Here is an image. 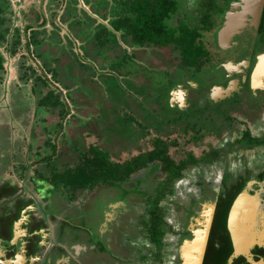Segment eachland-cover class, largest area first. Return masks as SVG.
<instances>
[{
  "label": "flooded vegetation",
  "instance_id": "1",
  "mask_svg": "<svg viewBox=\"0 0 264 264\" xmlns=\"http://www.w3.org/2000/svg\"><path fill=\"white\" fill-rule=\"evenodd\" d=\"M222 1L219 4L213 0H182L181 18L187 17L190 11L197 22L185 20L197 28L187 53L173 44L128 47L139 63L148 60L142 49L173 47L175 68L161 77L162 84L147 88L160 89L159 101L150 102L147 97L150 91L134 94L129 90L137 99L130 100L133 104L130 110L133 114L137 111L134 104L148 101L152 107L149 112L156 113L153 117L162 112V121L164 105H171L178 108L180 123L167 134L165 120L161 126L147 121L139 129L141 134L130 138L114 132L108 139L98 130L99 136L106 138L102 142L106 150L118 157L129 153L124 159L112 156L116 162L143 159V165L126 181L114 186H95L88 198L84 197L87 190L66 188L65 170L78 163L75 158L78 156L73 153L78 154L76 147L82 146L77 140H74L76 147L70 145L73 152L68 153L73 155L68 162L62 157H42L39 154L46 153L42 151L33 160L10 156L11 163H6L10 168L4 169L7 177H2L4 171L0 173V264H181L184 261L182 242L178 243L177 238L180 240L184 234L194 238L184 254L189 261L201 256L196 244L206 239L201 264H264V0ZM176 20L179 22L180 18ZM148 72L145 87L156 80L149 78L153 73ZM199 74L206 77L204 84L198 79ZM137 81L143 89L144 79L142 84ZM29 111L27 108L22 112L17 107L11 113L2 112L0 132L6 129L11 136L13 126L18 125L14 138L20 133V140L25 143L29 128L24 130L21 122L36 115ZM137 115L143 117V114ZM98 116L99 110L95 118ZM77 120L81 123L82 119L77 115ZM133 124L137 127L136 122ZM83 126L89 128V133L96 132L90 122H84ZM181 135L187 149L176 158L171 149L181 145ZM206 139L211 141L197 153L196 147ZM35 140L37 144V136ZM67 140L63 139L64 144ZM39 145L42 148L43 144ZM165 146L169 164L160 156L153 157L155 153L163 155ZM182 165L178 173L176 168ZM19 168L24 184L12 176ZM183 185L185 190L199 186L196 189L203 191L202 194L211 190L216 194L210 220L206 219L207 223L199 227L201 236H196V230L191 227L199 206L198 198L192 197L197 191L191 190L187 195L186 191H179ZM55 186L63 189L65 197L69 195L71 203L82 197L91 200L107 188L102 191L105 202L99 210L95 203L79 202L77 208L70 205L76 210L75 216H63L66 205L53 203L54 197L59 196L47 199L46 205L39 198L44 197V190ZM157 195H166L159 206L163 214L159 223L162 244L151 238L149 227L153 224L149 199ZM239 196L243 204L234 210L233 216L232 206ZM135 198H141L140 209L131 203L136 202ZM36 208L39 218L35 216ZM241 239L248 248L242 249Z\"/></svg>",
  "mask_w": 264,
  "mask_h": 264
},
{
  "label": "rangeland",
  "instance_id": "2",
  "mask_svg": "<svg viewBox=\"0 0 264 264\" xmlns=\"http://www.w3.org/2000/svg\"><path fill=\"white\" fill-rule=\"evenodd\" d=\"M0 1L3 2V0ZM213 1H216V3L219 4H222L223 2L222 0ZM10 2L11 4L6 12V17L9 16V18H11L13 21L11 22V30L7 33L13 36L15 35L16 30L20 27V29L24 31V38L22 42V50L19 51L15 56H13L8 51V49L0 42V53L5 58L4 63L7 66L9 73L7 77L8 81L6 80V78L4 79L1 77V75H3V71H1L2 63H0V116L3 115L5 112H13L14 108L17 107L22 112L26 111L27 108H29L30 114L33 115L34 113L36 115L29 118L27 117V119H24L21 122L22 126H25L24 130L27 131L28 129L26 128H29V131L27 132V141L25 143L20 140V133L16 138H14V132L19 131L18 125L13 126V129L11 130V132L13 133L11 136H8V131L6 129L0 132V173L4 171V169L10 168V166L6 164L7 162L11 163V160H9L10 156H13V158L20 156L21 158H25L27 160H33L36 154L41 153V151L45 152V147L47 145L48 140L54 142L58 147L57 153L54 156L55 159L62 157L63 160L67 162L70 160V157L73 154L77 155L75 152L72 155L68 153L69 150L73 152L71 150V146H77L74 140L79 141L82 146L84 144L88 146L93 143L102 146L103 139H106V136H108V139H110V134L117 132L115 126L107 127L105 126L102 120H105V122H113V120H111L110 118L112 114L121 116L118 112H114L116 111V108L121 113L125 114L127 94L131 97V99L134 98L133 100L136 101L137 99L135 98L134 94H141L146 93V91H151V89L148 90L147 88L152 85L154 87L158 86L157 83L162 84L161 77L164 75H168V73L175 68L174 63L176 62V59H174L173 47H166V49L164 50L156 47L142 49L144 50V53H146V57L148 60L143 59L140 63L139 59L137 58H134V60H132L127 57L126 59V56L121 54L122 49H113L114 51H112V49L109 50V48H107L105 44H100L98 46L99 50L95 52L96 55H91L87 51V49H84V41H81V39L79 40L77 36L74 37L73 33H71L70 31L69 26L71 23L74 22L73 17H70L68 21H65V19L61 20L60 14L54 16L55 12L53 13V10L49 9V5L53 4L52 2H54V0H10ZM77 2H79L77 3V5L83 9H78L79 13H76V15H79L77 21H79V19L84 21L91 20L90 18L92 17H90V13L87 12L88 7L89 9H92L94 13H97L99 16L105 15V12H103L104 10H102L104 2L102 3L101 0H94L91 3H89L88 0H79ZM14 9L15 13L13 15L12 11ZM41 12L42 16L39 20L37 18L38 14H40ZM187 13L189 14V18L187 19L197 24L196 20L192 18V14H190V11H187ZM43 20H47L46 24L44 26L39 25L41 24L40 22ZM53 20H56L57 22H53ZM77 21L73 23V26ZM27 24H33L41 30L45 28L47 38L36 45L32 44L30 46H27L26 42L29 39L28 36H31L32 34L31 31L24 30ZM89 24L84 23L85 28H88ZM93 26L94 25L92 24L91 27L94 28ZM3 32L6 31L3 30ZM54 35H60V38L64 40V44H66L67 47H65L64 45L55 46L51 38ZM68 39L70 41L72 40V47L71 44H68ZM86 45H89L90 51H95L97 48H93L89 43ZM112 45L114 47H117L115 46L114 41L112 42ZM110 51H112V54H110ZM128 51L130 52V54H133V50H129L128 48ZM41 52H45V54L40 57L39 53ZM154 53L157 55H154ZM106 55L107 58L104 59ZM24 56H26V58ZM131 57L133 58V56ZM138 57L140 56L138 55ZM56 59L59 61H57ZM101 59L103 61H108L103 62L101 61ZM21 65L32 66V68H34V76L29 84L23 82L22 80H19L18 75L22 70ZM129 70L136 71L135 74H133V78L135 79V81L127 76ZM148 71L153 73V76L150 74L148 77H155L156 80L153 79V83H150L145 87V81L147 78ZM143 73H145V75ZM9 75L13 77L14 80L16 79L13 85L12 82H9ZM143 79L144 88L142 89L141 86L138 85L137 80H140L142 84ZM198 79L202 84H204L206 77H202V75L199 74ZM30 88H32L31 91ZM129 90L134 94H130ZM94 93H96L97 95L94 96ZM45 95L46 97H44ZM43 97L45 105L48 102L51 103L50 99L54 97L63 99L64 103H67L69 105L68 108L71 109V111L69 112V116L67 115L68 110L65 118L61 119L57 108L48 113L44 110V106L41 107L40 105V107L38 108L39 104H41L42 102ZM103 103L105 104V106L103 105ZM1 104H3V106H6L2 107ZM10 108L11 111H7V109ZM31 109L35 111L33 112ZM98 110L99 116L98 118H95L97 117ZM148 112L147 116L151 115V119H148L149 124L154 125L155 123L160 126L164 125V120L161 121L160 118L161 114H163L162 112H160L159 115L157 114V119L152 118L156 113L149 112V114ZM168 114H172V112L168 111ZM77 115L80 119H82L80 121L81 123L78 122ZM75 116L76 118H74ZM60 120L63 122V127L59 126ZM84 122H90L92 128L96 132L89 133V128H85V126H83ZM98 130H101V133L106 132V134L104 135L105 137L103 136V139L99 136V133H97ZM36 136L38 140L37 144L35 143ZM63 139H68L65 144ZM79 139H81L82 141H80ZM216 140L217 139H214V141ZM207 141L211 140L206 139V141L201 142L196 147L197 153L200 154L205 149V147L207 146ZM180 142H182L181 145H179L177 148L173 147L171 149V152L173 153V155H175L176 158L182 156L184 150L187 149L185 147V139L182 135L180 137ZM38 143L43 144V147L40 148V145ZM104 144L107 145L108 143L104 140ZM20 146L22 147L20 148ZM39 155L48 158L47 156H45L48 155L46 153H41ZM112 156L114 159L120 157H118V155H115L113 152ZM129 156V153L124 152L119 159H124ZM59 163H62V159L59 161ZM20 170L21 168L14 171L12 176H14L15 179L17 178L21 181L20 175L22 172ZM3 174H5V176ZM3 174H1L3 178L7 177L6 170ZM15 179L14 184L16 188L17 186L19 188V183L16 182ZM215 182L218 184V179ZM20 184H24L23 181H21ZM184 187L185 186L183 185L179 191H186L185 194L188 195L191 190L195 191V189L199 186H195L191 188V190L188 188L187 190H185ZM104 190H107V188H104ZM209 190L211 189L209 188ZM102 191L100 190L97 194L92 196L91 200L89 198L86 201L85 198L82 197V199H80L78 202L71 203L70 199L68 198L69 195L65 197L63 189L59 190L58 187L55 186L52 189L44 190V197L39 198L43 202V205H46L47 199L51 200L53 196H59V200H57L58 198L56 199V197H54L53 203L58 205L60 203H64V205H66V213L63 216L69 217L74 215V212L76 211L74 208L70 207V205H73L77 208L79 207V202L84 203L86 201L87 204V202L90 201L92 205L93 203H95L97 206V210H99L100 206L102 207L103 203L105 202L104 192ZM196 191V195H192V197L194 199L196 197L198 198L197 204L199 206L197 208L198 210L196 215L193 216L191 227L196 230V236H201L203 235V232H201L202 228L199 227L204 226V224H206L207 221L210 220L209 213L212 212L213 205L215 206V201L217 197L212 190L211 193L206 194H202L203 191L197 189ZM91 195L92 192H86L85 196L83 194V196L86 198L90 197ZM180 198H182V196ZM60 199L63 200L60 201ZM140 200L141 198H135L136 202H134L133 200L131 201V203L133 205H139L138 207L140 209ZM169 202L170 201H168L167 203ZM69 207L70 213L67 211ZM81 210L84 209L80 208V211ZM85 211L86 213H89L86 207ZM97 214H99L98 211ZM35 216L39 218V212L37 211V208ZM194 217L196 218L195 220ZM184 235L185 237L182 236L180 240H178V238L176 237L178 243L182 242L181 246L184 261H182L181 264H186V262L189 263V260H187L186 255L184 254L189 249L188 245L191 244V240L194 239H192L191 234ZM185 260L187 261L185 262Z\"/></svg>",
  "mask_w": 264,
  "mask_h": 264
},
{
  "label": "trees",
  "instance_id": "3",
  "mask_svg": "<svg viewBox=\"0 0 264 264\" xmlns=\"http://www.w3.org/2000/svg\"><path fill=\"white\" fill-rule=\"evenodd\" d=\"M77 1L79 0H54V2H52L53 4L49 5V9L53 10V13L55 12L54 16L60 14L61 20L65 19V21H68L70 17H73L75 22L77 21V18L79 16L76 15V13H79L78 9L83 10L77 5V3H79ZM88 1L89 3H91L94 0ZM101 2H104V6L102 9L104 10L103 12H105L104 16H99L97 13H94L92 9L91 10L94 14L103 19L109 18V25L103 23L97 24V18L92 17L89 21L79 19V21H77L74 26V22L69 26L71 33H73V36H77L79 40L81 39V41H84V49H87V51L91 55H96L95 52L99 50L98 46L100 44H105L106 47L109 48V50L112 49V51H114L113 49H122L121 54L125 55L126 59L128 57L132 60H134L135 58V56L133 55L134 53L130 54V52L128 51V47H131L132 45L158 46L173 44L176 48H180L184 53H187L191 50L192 38H194V31L197 28L190 26V24L185 21L187 20V18H189L188 16L181 18V16L179 15V13L181 12V7H183L182 0H101ZM10 4V0H3V2L0 1V42L8 49V51L13 56H15L19 51L22 50L24 31H22V29H20L19 27V29L16 30L15 35L12 36L7 33L11 30V22L13 21L11 18H9V16L6 17V12L10 7ZM14 13L15 9L12 11L13 15ZM41 16L42 12L38 14L37 19L40 20ZM177 17L180 18L179 22H177L176 20ZM46 21L47 20L41 21V24L39 25L44 26L46 24ZM55 21L56 20H53V22ZM84 23H90L89 27L85 28ZM92 24L94 25V28L91 27ZM3 30L6 32H3ZM24 30H29L32 32L31 36H28L29 39L26 42L27 46H30L32 44L36 45L47 38L45 28L41 30L33 24H27ZM60 37V35H54L51 37L54 45H64L65 47H67V45L64 44V40ZM113 41L115 43V46L117 47H114L112 45ZM72 43V40L70 41L68 39V44H71V47L73 45ZM88 43L93 48L97 47L96 50L90 51L89 45H86ZM112 51H110V54H112ZM44 54L45 52H41L39 53V56L41 57ZM131 56H133V58ZM24 57L26 58V56ZM106 58L107 55L106 57H104V59ZM0 59V63H2L1 71H3V75H1V77L5 79L8 77V69L4 67L5 58L1 53ZM101 61L103 60L101 59ZM105 61L108 60H104L103 62ZM21 69L22 70L18 75L19 80H22L23 82L29 84L34 76V68H32V66L21 65ZM132 72V70H129L127 76L134 80ZM15 81L16 79H13L11 81L12 85ZM31 90L32 88H30V91ZM159 90V88H156L155 90L150 91L151 93L147 95V97L150 98V102L159 101ZM44 97H46V95ZM44 97L38 108L40 107V105L41 107L44 106L43 108H45L44 110L47 109V112H51L55 108H57L61 119L65 118L67 110L69 114V105L67 103H64L63 99L54 97L50 99L51 103L48 102L45 105ZM129 97L130 96L127 94L125 114L121 113L116 108V111L114 112H118L121 116L112 114L110 118L111 120H113V122L109 121L116 127L117 133L122 135L124 138H130L132 135L141 134L139 130L142 129L141 125L146 124L148 119L151 118V115L147 116V111L152 108L149 105L148 101L147 104H143L141 102H138L137 106L136 104H134V107L137 108V111L132 114V111L130 109L133 108V104L130 102L131 97ZM167 106L168 105H164L163 108H166L164 109L166 110L164 111V120L166 122L164 129L165 133L168 134L172 131V129H174L173 127H176L180 122L179 118L177 117L178 115L176 114L178 113L176 111L178 108L171 107V105H169L168 107ZM167 108L173 110H168ZM168 111L172 112V114H168ZM137 113L143 114V117L141 118L137 115ZM152 118L157 119L158 117ZM102 121L104 122L105 126H111L110 124H108V121ZM134 122L137 123V127L133 124ZM59 126H63V122L61 120L59 122ZM102 135H105V133H102ZM57 150V145L51 140H48L45 147V152L48 153V155L46 156L48 158L54 157L57 153ZM76 150L78 153V158H75L78 159V163L74 167L67 168L65 170L66 175L63 178V182L66 188H69L72 191H75L76 189H84L89 192L98 185L108 184L114 186L120 184L121 182L126 181L128 177L135 170H138L144 163L143 159L141 158H136V161L134 162H116L115 160H113L111 152L95 143L91 144L88 148L84 146H78L76 147ZM163 151V155L155 153L153 157L160 156L165 160L167 164H169L170 161L168 158V154H165V152H167L166 146L163 148ZM183 167V165L177 166V172L180 173ZM164 198H166V195H157L154 197H150L149 199V203L151 204L150 206H152V208H150V210H152L151 220L153 221V224L151 223L149 226L150 236L154 241H156L157 244H162L163 241V231H161V229L159 230V223L161 221V215L163 214L159 212V206H161V200Z\"/></svg>",
  "mask_w": 264,
  "mask_h": 264
},
{
  "label": "crops",
  "instance_id": "4",
  "mask_svg": "<svg viewBox=\"0 0 264 264\" xmlns=\"http://www.w3.org/2000/svg\"><path fill=\"white\" fill-rule=\"evenodd\" d=\"M87 12L88 13H90L89 15L91 16V17H93V18H97V24L99 23V24H101V23H103V24H106V25H109L110 23H109V18L108 19H103V18H101V17H99L98 15H96V14H94L93 12H92V10L91 9H89V7L87 8ZM4 67L5 68H7V66L5 65V63H4ZM7 79V78H6ZM13 80V79H12ZM11 80V81H12ZM10 81V82H11ZM2 105V107H4V106H6V105H4L3 106V104H1ZM8 110V109H7ZM247 212V211H246ZM245 229H243L242 231H244ZM241 236H242V234H241ZM243 238V240H244V237H242ZM237 240H239L238 239V236H237ZM242 239H241V242H242V245H243V248L242 249H245V248H248V245L245 243V241H243Z\"/></svg>",
  "mask_w": 264,
  "mask_h": 264
},
{
  "label": "bare ground",
  "instance_id": "5",
  "mask_svg": "<svg viewBox=\"0 0 264 264\" xmlns=\"http://www.w3.org/2000/svg\"><path fill=\"white\" fill-rule=\"evenodd\" d=\"M258 5V3H256V5L255 6H257ZM241 204H243V201H241ZM237 206H238V204H237ZM236 206V207H237ZM235 207V208H236ZM247 214L249 215V213L247 212ZM204 243H205V239H204V241H198L197 242V244H196V250H198V251H200V253L202 252V250H203V245H204ZM192 260V259H191ZM194 261V262H193ZM199 261H200V257L199 256H197V257H194L193 258V260L192 261H189V263H187L186 261V264H199Z\"/></svg>",
  "mask_w": 264,
  "mask_h": 264
},
{
  "label": "water",
  "instance_id": "6",
  "mask_svg": "<svg viewBox=\"0 0 264 264\" xmlns=\"http://www.w3.org/2000/svg\"><path fill=\"white\" fill-rule=\"evenodd\" d=\"M241 196H239L236 200H235V203L233 204V208H232V215L234 216L236 213H233L234 212V210H238L239 208H237L239 205H241V198H240ZM237 204H238V206H237ZM237 206V207H236ZM235 207H236V209H235ZM232 219V218H231ZM231 224L232 223H230V227H231V229H232V231H233V234H234V230H233V224H232V226H231ZM234 236H235V234H234ZM235 239H236V236H235ZM187 241V240H186ZM190 241V240H189ZM238 245V244H237ZM205 246H206V239H205V243H204V245H203V250H202V252H201V256H200V261H199V263L201 264V262H202V255H203V253H204V250H205Z\"/></svg>",
  "mask_w": 264,
  "mask_h": 264
},
{
  "label": "clouds",
  "instance_id": "7",
  "mask_svg": "<svg viewBox=\"0 0 264 264\" xmlns=\"http://www.w3.org/2000/svg\"><path fill=\"white\" fill-rule=\"evenodd\" d=\"M8 74H9V73H8ZM10 77H11V76L9 75V78H10ZM12 79H14V78H13V77H11V80H12ZM6 80H7V79H6ZM11 80H10V81H11Z\"/></svg>",
  "mask_w": 264,
  "mask_h": 264
}]
</instances>
